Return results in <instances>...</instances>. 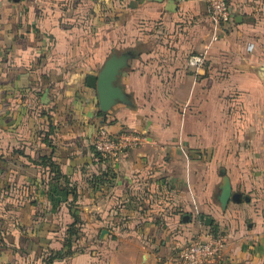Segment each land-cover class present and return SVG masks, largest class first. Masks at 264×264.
<instances>
[{
  "label": "crops",
  "instance_id": "1",
  "mask_svg": "<svg viewBox=\"0 0 264 264\" xmlns=\"http://www.w3.org/2000/svg\"><path fill=\"white\" fill-rule=\"evenodd\" d=\"M228 2L220 26L207 0H0V264H170L207 233L209 264H264V0ZM104 124L145 141L101 158Z\"/></svg>",
  "mask_w": 264,
  "mask_h": 264
},
{
  "label": "built area",
  "instance_id": "2",
  "mask_svg": "<svg viewBox=\"0 0 264 264\" xmlns=\"http://www.w3.org/2000/svg\"><path fill=\"white\" fill-rule=\"evenodd\" d=\"M212 21L217 25H227L233 19L228 0H207ZM206 62L203 55H191L188 66L202 67ZM145 137L133 130L113 132L109 126L102 125L92 140L99 157L117 160L122 154L139 147ZM225 247V239L216 233L198 235L178 249L167 260L170 264H209L219 257Z\"/></svg>",
  "mask_w": 264,
  "mask_h": 264
},
{
  "label": "water",
  "instance_id": "3",
  "mask_svg": "<svg viewBox=\"0 0 264 264\" xmlns=\"http://www.w3.org/2000/svg\"><path fill=\"white\" fill-rule=\"evenodd\" d=\"M126 64L124 56L113 55L107 60L99 75L90 77L89 85L97 89L100 106L104 113H108L115 102L123 98V92L115 83ZM231 197V184L230 181L226 179L220 197L223 207L226 208Z\"/></svg>",
  "mask_w": 264,
  "mask_h": 264
},
{
  "label": "trees",
  "instance_id": "4",
  "mask_svg": "<svg viewBox=\"0 0 264 264\" xmlns=\"http://www.w3.org/2000/svg\"><path fill=\"white\" fill-rule=\"evenodd\" d=\"M69 232H70V237L71 238H76V237H78L80 235L81 227L77 226V224H75V225L71 226ZM71 245H72V243H70V241H69V242H67V247H68L67 251H65V252L61 251V252L52 253L51 256L49 257V263H51L56 258L64 257L65 254H67V255L71 254L72 253V251L70 250Z\"/></svg>",
  "mask_w": 264,
  "mask_h": 264
}]
</instances>
